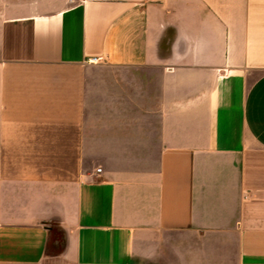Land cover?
I'll use <instances>...</instances> for the list:
<instances>
[{
    "label": "crops",
    "instance_id": "obj_1",
    "mask_svg": "<svg viewBox=\"0 0 264 264\" xmlns=\"http://www.w3.org/2000/svg\"><path fill=\"white\" fill-rule=\"evenodd\" d=\"M21 1L0 264H264V0Z\"/></svg>",
    "mask_w": 264,
    "mask_h": 264
},
{
    "label": "rangeland",
    "instance_id": "obj_2",
    "mask_svg": "<svg viewBox=\"0 0 264 264\" xmlns=\"http://www.w3.org/2000/svg\"><path fill=\"white\" fill-rule=\"evenodd\" d=\"M22 1H25L26 3H30V2H33V1H30V0H22ZM21 1V2H22ZM60 0H48V1H35L33 2L35 5H45L47 8L46 9H49V10H53L57 7L59 8H65L71 4H74L76 3L78 0H66L64 3H60L59 2Z\"/></svg>",
    "mask_w": 264,
    "mask_h": 264
},
{
    "label": "built area",
    "instance_id": "obj_3",
    "mask_svg": "<svg viewBox=\"0 0 264 264\" xmlns=\"http://www.w3.org/2000/svg\"><path fill=\"white\" fill-rule=\"evenodd\" d=\"M99 171V170H98Z\"/></svg>",
    "mask_w": 264,
    "mask_h": 264
}]
</instances>
